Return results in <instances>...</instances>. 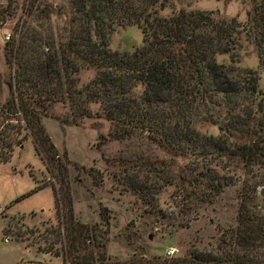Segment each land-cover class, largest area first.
Here are the masks:
<instances>
[{
    "label": "trees",
    "instance_id": "trees-1",
    "mask_svg": "<svg viewBox=\"0 0 264 264\" xmlns=\"http://www.w3.org/2000/svg\"><path fill=\"white\" fill-rule=\"evenodd\" d=\"M176 1L0 0V27L17 17L19 30L4 46L8 69L0 72V83L9 96L0 100V146L8 150L32 138L52 162L54 145L41 118L58 102L78 106L75 121L93 116L108 121V132L100 137L142 139L161 148L173 160L161 161L165 173L176 160L186 161L166 181L177 187L185 214L224 190L220 170L233 166L238 179L240 164L264 163V0H251L243 21L217 9L177 8ZM129 26L140 30L141 44L113 48L111 35ZM245 43L255 48V65L242 64ZM86 69L94 76L79 86V73ZM91 104L99 108L94 112ZM206 123L216 132L203 130ZM258 184H243L236 224L203 248L191 243L181 254L160 256L142 247L128 263L264 264ZM134 190L141 198L153 192L141 183ZM96 230L69 221L59 238L65 263L71 264L70 257L73 264H107L106 231Z\"/></svg>",
    "mask_w": 264,
    "mask_h": 264
},
{
    "label": "rangeland",
    "instance_id": "rangeland-1",
    "mask_svg": "<svg viewBox=\"0 0 264 264\" xmlns=\"http://www.w3.org/2000/svg\"><path fill=\"white\" fill-rule=\"evenodd\" d=\"M176 2L177 8L217 9L224 16H238L242 21L251 6V0ZM169 11L168 8L164 13ZM16 19L13 17L0 27L3 75L8 69L6 34L18 35ZM141 39L140 30L129 26L118 28L111 35L110 44L116 49L131 50L141 44ZM244 45L242 64L255 65V48ZM93 76V69L82 70L79 86ZM8 96L7 85L0 83V100L3 102ZM77 108L58 102L41 118L54 145L56 156L52 162L44 160L32 138L22 145L10 144V151L0 146V264H65L66 252L59 238L64 239L71 220L94 225L97 232L106 231L107 264H131L129 257H139L142 247L149 255L160 256L171 245L179 248V254L191 243L203 248L236 224L238 194L243 184L259 183L257 208L264 211V163L240 164L238 179L233 166L220 170L222 181L227 183L224 190L197 212L185 214V201L175 196L177 187L166 182L168 175L177 173L185 160H176L173 170L165 173L161 161L173 160L161 148L142 139L119 141L100 137L107 134L108 121L97 116L75 121L73 111ZM91 108L95 112L99 106L91 104ZM10 121L16 123L14 119ZM1 125L4 123L0 124V131H4ZM203 128L216 132L209 123ZM143 161H157L159 166L153 168L141 164ZM61 178H66L67 183H60ZM140 183L151 185V195L139 196L134 187ZM68 260L73 264L70 257Z\"/></svg>",
    "mask_w": 264,
    "mask_h": 264
},
{
    "label": "built area",
    "instance_id": "built-area-1",
    "mask_svg": "<svg viewBox=\"0 0 264 264\" xmlns=\"http://www.w3.org/2000/svg\"><path fill=\"white\" fill-rule=\"evenodd\" d=\"M11 37V33L8 32L6 34V39H10ZM179 252V248L175 245H171L166 249V255L167 256H172V255H176ZM65 264H70L69 262L65 263Z\"/></svg>",
    "mask_w": 264,
    "mask_h": 264
},
{
    "label": "water",
    "instance_id": "water-1",
    "mask_svg": "<svg viewBox=\"0 0 264 264\" xmlns=\"http://www.w3.org/2000/svg\"><path fill=\"white\" fill-rule=\"evenodd\" d=\"M198 155H199V156H202V155H203V153H202V152H200Z\"/></svg>",
    "mask_w": 264,
    "mask_h": 264
}]
</instances>
